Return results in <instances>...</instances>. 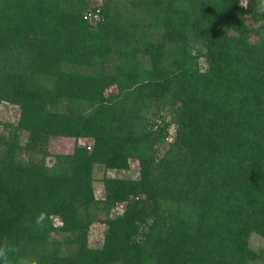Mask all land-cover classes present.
Masks as SVG:
<instances>
[{"label":"trees","instance_id":"trees-1","mask_svg":"<svg viewBox=\"0 0 264 264\" xmlns=\"http://www.w3.org/2000/svg\"><path fill=\"white\" fill-rule=\"evenodd\" d=\"M0 103V244L38 264L264 261V0H0ZM130 160L96 197L94 166Z\"/></svg>","mask_w":264,"mask_h":264},{"label":"rangeland","instance_id":"rangeland-1","mask_svg":"<svg viewBox=\"0 0 264 264\" xmlns=\"http://www.w3.org/2000/svg\"><path fill=\"white\" fill-rule=\"evenodd\" d=\"M99 3V0H94ZM201 63V61H200ZM202 67V64L200 65ZM17 115V109L12 105H7L0 103V129L2 128L1 123L10 121L14 122ZM163 116V115H162ZM165 116V115H164ZM167 120V117L164 118ZM174 135V126L169 123L167 124V131L165 134V141H171ZM25 134H21L20 141H23ZM74 144V140L72 138H51L48 142V151L52 154L55 153H68L71 151L72 146ZM165 146V145H164ZM160 150L162 151L163 145L161 146ZM137 163L136 161L130 160L129 167L126 170L116 171V170H109L104 169L101 165H95L92 172L93 177V187H94V194L96 197L102 196V189L100 187V179L103 175L106 176H120V177H129L135 178L137 176ZM103 225L100 223H93L91 224L88 230V244L91 246H96L99 244L101 237H102ZM248 244L252 249L261 250L264 257V239L255 235L251 234L249 236ZM257 264H264V261L259 262Z\"/></svg>","mask_w":264,"mask_h":264},{"label":"clouds","instance_id":"clouds-1","mask_svg":"<svg viewBox=\"0 0 264 264\" xmlns=\"http://www.w3.org/2000/svg\"><path fill=\"white\" fill-rule=\"evenodd\" d=\"M47 221L45 212L38 213L34 218L37 227H43ZM0 264H38L35 257L21 254L18 246L7 243L0 244Z\"/></svg>","mask_w":264,"mask_h":264}]
</instances>
